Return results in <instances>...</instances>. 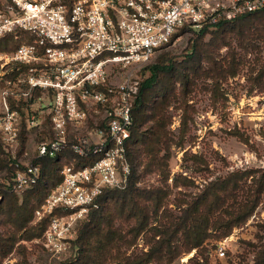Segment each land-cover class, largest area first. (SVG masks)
I'll return each mask as SVG.
<instances>
[{"label": "built area", "instance_id": "1", "mask_svg": "<svg viewBox=\"0 0 264 264\" xmlns=\"http://www.w3.org/2000/svg\"><path fill=\"white\" fill-rule=\"evenodd\" d=\"M263 7L264 0H0V37L19 41L0 54L2 147L15 158L20 116L10 102L34 96L50 125L36 155L55 157L68 146L87 159L65 165L61 182L35 210L33 223L49 216L36 242L63 253L76 235L74 223L97 207L102 192L127 185L126 146L139 86L129 69L149 62L182 27L197 30ZM112 67L127 69L117 83L108 81ZM89 115L96 116V128L69 139L68 129L82 127ZM29 123L40 127L41 121ZM40 173L38 164L24 163L13 190L32 187ZM226 246L219 243L216 253L223 256Z\"/></svg>", "mask_w": 264, "mask_h": 264}, {"label": "rangeland", "instance_id": "2", "mask_svg": "<svg viewBox=\"0 0 264 264\" xmlns=\"http://www.w3.org/2000/svg\"><path fill=\"white\" fill-rule=\"evenodd\" d=\"M254 26L264 27V15L257 16L247 29ZM249 30L243 35L239 34L240 37L232 30L226 31V38L221 40L218 47L216 42H211L210 35H206L198 67L199 72L203 73L202 77L189 72L190 91H172L174 94L166 97L169 99L167 105H158V114L163 112V118L167 117L165 141L159 144V137L146 130L144 139L135 142L134 165L138 186L147 189L165 187L159 212L155 218L148 220L140 232L135 229L133 216L126 212H116L108 228L116 230L114 235H118L122 246L117 256L113 255L115 250L112 248L107 250V254L100 248L99 238H95L93 246H97L98 250L93 249L92 254L102 258V263L118 264L147 253L158 239V236H153V228L166 220L160 214L164 210L178 214L184 205L182 200H190L200 194L211 181L240 171L244 175L233 188H243L249 192L252 189L254 193L258 189L254 181L264 169V30L254 37L250 36ZM191 37L190 31L177 32L168 46L156 51L149 62L129 69L130 72L141 80L148 75L144 67L155 60L163 57L183 59L188 53ZM126 72L127 69L112 67L108 81L117 83ZM211 75L218 77L214 79L219 91L210 90L215 85ZM3 85L0 82V89ZM175 87L181 88L178 83ZM33 98L31 96L10 102L20 116L15 158L2 147L1 137L0 144L4 156L7 155L13 161L21 162L19 158L24 156L25 159L29 157V163L30 158L36 155L37 143L50 136L49 120L45 114L40 113V106ZM32 119L40 120V127L31 126L29 122ZM95 122H98L96 116L89 115L82 127L68 129V138L86 135L89 130L96 128L98 123ZM152 123L153 120H149L144 127ZM151 147L154 150L158 148L156 158L163 159L161 161L165 162V166L153 164L154 157L147 160L146 154L154 152ZM6 174V168H0V184L7 183ZM236 194L238 200H235L243 201L241 190H237ZM255 197L257 203L253 210L244 220L233 225L227 235H221L219 227L209 228V235L200 247L188 252L181 251L172 259L168 255L174 252L160 250L152 255L147 264H250L253 254L264 240V186ZM85 216L74 223L75 233ZM112 236H109L110 241L114 239ZM224 241L228 246L225 247L224 255L219 256L216 249ZM24 243L27 253L24 256L13 253L3 264H16L21 259L33 264H61L75 252L71 242L58 255L46 250L36 240Z\"/></svg>", "mask_w": 264, "mask_h": 264}, {"label": "trees", "instance_id": "3", "mask_svg": "<svg viewBox=\"0 0 264 264\" xmlns=\"http://www.w3.org/2000/svg\"><path fill=\"white\" fill-rule=\"evenodd\" d=\"M259 15H264V7L231 21L220 22L212 26L205 25L197 30L182 27L180 32L190 31L192 33L186 56L181 60L163 57L144 67V70L148 71V75L139 80L138 92L131 109L132 126L126 146L130 165L127 185L123 189H105L102 192L97 199V207L88 211L77 228L76 237L71 242L72 250L75 252L61 264H104L102 258H96L92 254L93 249L98 250L97 246H93L95 238H99L98 243L103 251L107 253V250L112 248L115 250L113 255L117 256L122 243L118 241V235H114L116 230L108 228L109 224L113 222L116 212H126L125 214L133 216L137 232L144 229L149 219L156 217L165 187L147 189L137 185L138 175L134 165L135 142L144 139L146 130H149L155 137H159V144L165 141L164 128L167 117L163 118V112L158 114V105L166 106L169 102L167 98L172 94V91H190L189 72L199 75V78L202 77L203 73L199 72L198 67L203 56L205 36L209 34L211 42H216V47L220 46L221 40L226 38V31L232 30L234 34L243 35L246 30L251 29L249 34L254 37L261 33L264 27L254 26L247 29V26ZM18 42V39L12 35L0 37V52L15 50ZM214 77L218 78L211 75V79ZM213 81L215 83L216 79ZM177 83L181 88L175 87ZM218 89V84L215 83L210 90L219 91ZM163 109L165 108L163 107ZM149 120H153V123L144 127ZM156 123L157 125L154 127ZM157 149V147L155 150L153 149L155 153L148 152L146 154L147 160L154 157L153 164L165 166V162L161 161L163 159L156 158ZM86 161L87 159L77 158L68 146L64 147L55 157L35 155L30 158L29 164L40 166V177L32 187L18 195L13 190V176L17 169L24 166V163L13 161L7 155L4 156L0 144V168H6L7 171V183L0 184V264H3V261L13 253L24 256L27 253L24 242L41 238L48 225L49 216L32 223L35 210L40 207L46 195L61 182V170L65 165ZM260 172L261 176L254 181L258 184L255 193L252 192V189L249 192L247 189L233 188L237 180L244 175V173L236 171L224 178L211 181L200 194L193 196L192 199L182 200L184 205L180 207L178 214L164 210L160 216L166 220L153 228V236H158V239L155 240L151 249L144 255L127 259L118 264H147L152 255L160 250L174 252V254L168 255V258L172 259L176 256L175 254H179L181 251L188 252L193 248L200 247L202 241L209 235L207 230L212 227H219L221 235H227L231 227L244 220L255 207L257 203L255 196H258L264 186V169ZM237 190H241L243 201H236L238 200ZM113 204L115 207H112ZM225 216H228L229 219L227 220ZM109 236L114 238L113 241H110ZM16 264L33 263L21 259ZM250 264H264V240L253 254Z\"/></svg>", "mask_w": 264, "mask_h": 264}, {"label": "crops", "instance_id": "4", "mask_svg": "<svg viewBox=\"0 0 264 264\" xmlns=\"http://www.w3.org/2000/svg\"><path fill=\"white\" fill-rule=\"evenodd\" d=\"M35 100H37V99H35ZM37 101H38V100H37ZM40 105H41V107H42L44 104H43V103H40ZM20 155H21V154H20ZM28 158H29V157H28ZM28 158H27V159H28ZM19 159L21 160L22 163H27V159H25L24 156H23V158H19Z\"/></svg>", "mask_w": 264, "mask_h": 264}]
</instances>
